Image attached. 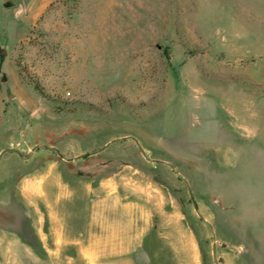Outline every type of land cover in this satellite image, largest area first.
I'll use <instances>...</instances> for the list:
<instances>
[{
    "label": "rangeland",
    "instance_id": "1",
    "mask_svg": "<svg viewBox=\"0 0 264 264\" xmlns=\"http://www.w3.org/2000/svg\"><path fill=\"white\" fill-rule=\"evenodd\" d=\"M110 201L123 226L197 233L202 264H264V0H0V231L37 248L58 214L78 252Z\"/></svg>",
    "mask_w": 264,
    "mask_h": 264
},
{
    "label": "crops",
    "instance_id": "2",
    "mask_svg": "<svg viewBox=\"0 0 264 264\" xmlns=\"http://www.w3.org/2000/svg\"><path fill=\"white\" fill-rule=\"evenodd\" d=\"M105 185H110L106 183ZM27 194L33 193L34 190L40 188V182L27 183ZM113 204L111 201L105 205L104 213L96 214V210H93V214L97 220L107 219L109 225L105 228V232H97L93 229L90 232V236L88 242L86 244L79 243L77 241H70L69 244L72 246H81V249L78 252L74 250H65L64 246L66 244L65 236L66 232L62 226H60L59 216H52L51 223L55 224L52 228L55 229V232L47 233L42 232L39 234L38 232H34L36 238L40 240V247L34 248L26 245L21 246L20 248H16L9 244L7 240H11L14 238H20L15 234L9 231H0V254L6 256H14V255H24V254H35V255H44L49 253H55L57 251L58 254H72L83 256L84 261L87 264H98V261L101 264H154V256L152 253V249L150 247V241L148 239H156L160 243L162 242L164 245L170 247V250L173 252L180 253L183 256L184 264H202L204 263L202 245L200 242V238L197 233L190 230H172V231H138V229H134L129 225L123 226L124 222L129 223V216L131 213L128 210V206L126 208L128 211L127 218L120 217V219L113 215ZM133 222L137 221V214H132ZM136 218V220H135ZM48 218H45L44 222H48ZM175 222H181L185 220V215L181 218H175ZM40 222V221H39ZM104 222V221H103ZM113 222V226H112ZM190 228V226H189ZM104 233V234H103ZM44 234L46 238L48 235H52L53 239L58 240V246L56 248H51L47 246V243L43 240ZM256 236V235H254ZM8 244V245H7ZM2 246V247H1ZM3 248V249H2ZM245 250V249H244ZM246 251V250H245ZM143 256L144 262H139L138 256ZM234 263L238 260V255L234 258ZM3 264H13V261L9 258L5 260Z\"/></svg>",
    "mask_w": 264,
    "mask_h": 264
},
{
    "label": "trees",
    "instance_id": "3",
    "mask_svg": "<svg viewBox=\"0 0 264 264\" xmlns=\"http://www.w3.org/2000/svg\"><path fill=\"white\" fill-rule=\"evenodd\" d=\"M34 87L38 92L44 95L43 88H41V86L37 82L34 83Z\"/></svg>",
    "mask_w": 264,
    "mask_h": 264
},
{
    "label": "water",
    "instance_id": "4",
    "mask_svg": "<svg viewBox=\"0 0 264 264\" xmlns=\"http://www.w3.org/2000/svg\"><path fill=\"white\" fill-rule=\"evenodd\" d=\"M3 54H5V52H3Z\"/></svg>",
    "mask_w": 264,
    "mask_h": 264
}]
</instances>
